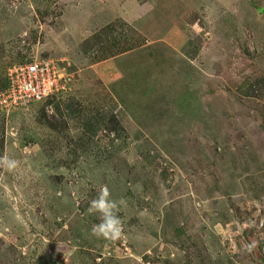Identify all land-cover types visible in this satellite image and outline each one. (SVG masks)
<instances>
[{"label":"rangeland","instance_id":"rangeland-1","mask_svg":"<svg viewBox=\"0 0 264 264\" xmlns=\"http://www.w3.org/2000/svg\"><path fill=\"white\" fill-rule=\"evenodd\" d=\"M36 58L72 91L0 104V264H264V0H0V96Z\"/></svg>","mask_w":264,"mask_h":264},{"label":"built area","instance_id":"built-area-1","mask_svg":"<svg viewBox=\"0 0 264 264\" xmlns=\"http://www.w3.org/2000/svg\"><path fill=\"white\" fill-rule=\"evenodd\" d=\"M11 85L0 96L5 108L24 103H37L72 91L73 75L61 70L55 60H39L27 63L10 73Z\"/></svg>","mask_w":264,"mask_h":264},{"label":"clouds","instance_id":"clouds-1","mask_svg":"<svg viewBox=\"0 0 264 264\" xmlns=\"http://www.w3.org/2000/svg\"><path fill=\"white\" fill-rule=\"evenodd\" d=\"M3 162L9 170L17 167V161L10 160L7 157L2 158ZM110 193L107 187L101 188L98 193V198L93 199L89 206V212L100 213V223L94 225L91 229L93 235L107 239H118L122 233L121 219L116 214L118 204L111 200ZM121 204L123 201L120 202Z\"/></svg>","mask_w":264,"mask_h":264},{"label":"trees","instance_id":"trees-1","mask_svg":"<svg viewBox=\"0 0 264 264\" xmlns=\"http://www.w3.org/2000/svg\"><path fill=\"white\" fill-rule=\"evenodd\" d=\"M109 29H111V27H110ZM126 51H128V50H125V51L119 52V54H122V53H124V52H126Z\"/></svg>","mask_w":264,"mask_h":264}]
</instances>
